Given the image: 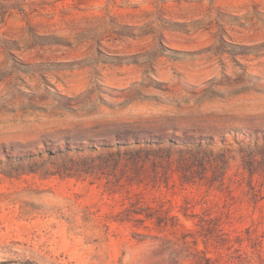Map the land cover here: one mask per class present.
<instances>
[{"label":"rangeland","instance_id":"rangeland-1","mask_svg":"<svg viewBox=\"0 0 264 264\" xmlns=\"http://www.w3.org/2000/svg\"><path fill=\"white\" fill-rule=\"evenodd\" d=\"M0 264H264V0H0Z\"/></svg>","mask_w":264,"mask_h":264}]
</instances>
